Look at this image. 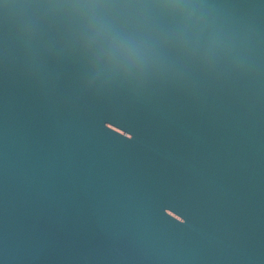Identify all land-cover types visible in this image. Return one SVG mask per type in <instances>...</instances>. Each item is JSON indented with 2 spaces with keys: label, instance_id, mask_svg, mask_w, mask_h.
Returning a JSON list of instances; mask_svg holds the SVG:
<instances>
[{
  "label": "water",
  "instance_id": "water-1",
  "mask_svg": "<svg viewBox=\"0 0 264 264\" xmlns=\"http://www.w3.org/2000/svg\"><path fill=\"white\" fill-rule=\"evenodd\" d=\"M0 264H264V0H0Z\"/></svg>",
  "mask_w": 264,
  "mask_h": 264
}]
</instances>
